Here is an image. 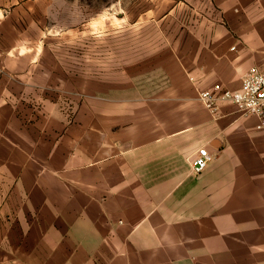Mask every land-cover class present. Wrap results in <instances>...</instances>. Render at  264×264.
<instances>
[{
	"label": "crops",
	"instance_id": "obj_1",
	"mask_svg": "<svg viewBox=\"0 0 264 264\" xmlns=\"http://www.w3.org/2000/svg\"><path fill=\"white\" fill-rule=\"evenodd\" d=\"M164 5L180 28L166 35L163 82L87 99L69 125L54 107L28 114L18 92L38 79L4 48L23 6H0V157L21 179L0 264H264V122L199 99L264 67V0ZM200 148L211 162L196 175Z\"/></svg>",
	"mask_w": 264,
	"mask_h": 264
},
{
	"label": "rangeland",
	"instance_id": "obj_2",
	"mask_svg": "<svg viewBox=\"0 0 264 264\" xmlns=\"http://www.w3.org/2000/svg\"><path fill=\"white\" fill-rule=\"evenodd\" d=\"M173 1L181 6L182 0ZM164 2L0 0L8 10L23 6L19 16L12 12L10 33L5 28L10 42L4 48L14 58L24 54L9 65L33 68L39 81L37 87L18 92L30 117L54 107L69 125L85 113L87 99L122 97L134 83H162L159 62H165L170 49L166 35L180 28L165 26ZM182 14L177 9L174 18L180 20ZM20 183L19 171L0 157V239L9 238L8 227L21 222L15 216Z\"/></svg>",
	"mask_w": 264,
	"mask_h": 264
},
{
	"label": "built area",
	"instance_id": "obj_3",
	"mask_svg": "<svg viewBox=\"0 0 264 264\" xmlns=\"http://www.w3.org/2000/svg\"><path fill=\"white\" fill-rule=\"evenodd\" d=\"M199 99L212 111L217 110V102L221 99L232 101L243 114L259 117L264 122V67L250 69L242 78L238 90H214L199 92ZM211 162V155L206 148H200L191 159L194 174L204 172Z\"/></svg>",
	"mask_w": 264,
	"mask_h": 264
}]
</instances>
